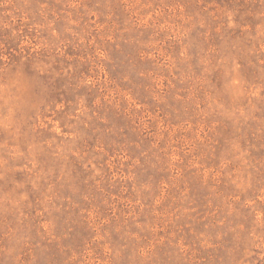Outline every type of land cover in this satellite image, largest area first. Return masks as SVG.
Listing matches in <instances>:
<instances>
[{
    "label": "rangeland",
    "instance_id": "374dc122",
    "mask_svg": "<svg viewBox=\"0 0 264 264\" xmlns=\"http://www.w3.org/2000/svg\"><path fill=\"white\" fill-rule=\"evenodd\" d=\"M0 264H264V0H0Z\"/></svg>",
    "mask_w": 264,
    "mask_h": 264
}]
</instances>
